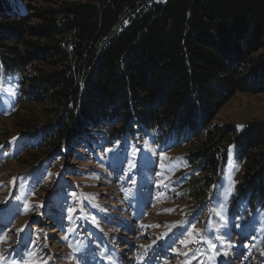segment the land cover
Here are the masks:
<instances>
[{
  "label": "trees",
  "instance_id": "obj_1",
  "mask_svg": "<svg viewBox=\"0 0 264 264\" xmlns=\"http://www.w3.org/2000/svg\"><path fill=\"white\" fill-rule=\"evenodd\" d=\"M35 1L0 0V79L40 106L46 152L100 132L175 140L203 198L234 148L236 195L264 208V122L212 125L236 92H264V0Z\"/></svg>",
  "mask_w": 264,
  "mask_h": 264
},
{
  "label": "rangeland",
  "instance_id": "obj_2",
  "mask_svg": "<svg viewBox=\"0 0 264 264\" xmlns=\"http://www.w3.org/2000/svg\"><path fill=\"white\" fill-rule=\"evenodd\" d=\"M19 100V79L1 78L0 264H264V208L236 195L234 148L202 198L192 146L141 133L111 143L100 132L46 152L40 106ZM255 121L264 92L239 91L212 125Z\"/></svg>",
  "mask_w": 264,
  "mask_h": 264
},
{
  "label": "bare ground",
  "instance_id": "obj_3",
  "mask_svg": "<svg viewBox=\"0 0 264 264\" xmlns=\"http://www.w3.org/2000/svg\"><path fill=\"white\" fill-rule=\"evenodd\" d=\"M0 208H2V204L0 203ZM23 242V240H19L18 242H16L15 244H19V243H22ZM52 251H55L54 249H52ZM221 264H227V262L226 261H223Z\"/></svg>",
  "mask_w": 264,
  "mask_h": 264
}]
</instances>
